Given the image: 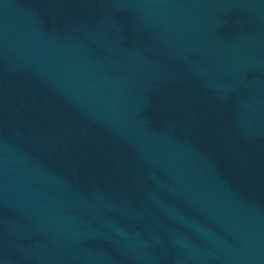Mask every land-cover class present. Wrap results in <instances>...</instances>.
<instances>
[{
  "label": "water",
  "instance_id": "95a60500",
  "mask_svg": "<svg viewBox=\"0 0 264 264\" xmlns=\"http://www.w3.org/2000/svg\"><path fill=\"white\" fill-rule=\"evenodd\" d=\"M233 162L255 264H264V0H213Z\"/></svg>",
  "mask_w": 264,
  "mask_h": 264
}]
</instances>
